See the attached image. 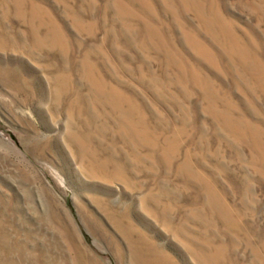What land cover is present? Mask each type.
Wrapping results in <instances>:
<instances>
[{
  "label": "rangeland",
  "instance_id": "rangeland-1",
  "mask_svg": "<svg viewBox=\"0 0 264 264\" xmlns=\"http://www.w3.org/2000/svg\"><path fill=\"white\" fill-rule=\"evenodd\" d=\"M0 264H264V0H0Z\"/></svg>",
  "mask_w": 264,
  "mask_h": 264
}]
</instances>
